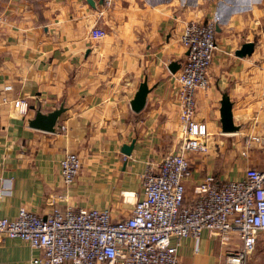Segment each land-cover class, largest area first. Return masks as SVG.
I'll return each instance as SVG.
<instances>
[{
  "label": "crops",
  "instance_id": "0c3cea01",
  "mask_svg": "<svg viewBox=\"0 0 264 264\" xmlns=\"http://www.w3.org/2000/svg\"><path fill=\"white\" fill-rule=\"evenodd\" d=\"M207 19L216 20L217 50L209 84L197 91L196 118L208 135L188 154L185 205L204 176L240 179L246 166L264 165V0H0V218L69 206L129 216L146 171L180 145L177 76L187 54L180 37L187 22ZM94 26L105 35L93 38ZM245 42L253 52L237 55ZM172 62L180 64L176 72ZM143 82L149 92L136 112L131 101ZM224 96L236 131L222 129ZM20 97L29 103L26 116L13 106ZM56 110L54 131L31 125L37 112ZM133 139L126 156L122 146ZM69 152L79 154L81 167L66 185L60 160ZM257 244L250 264H264V231ZM39 254L22 238H0V264H34ZM178 257L183 264H241L226 260V246L210 229L182 237Z\"/></svg>",
  "mask_w": 264,
  "mask_h": 264
},
{
  "label": "built area",
  "instance_id": "2783aa9c",
  "mask_svg": "<svg viewBox=\"0 0 264 264\" xmlns=\"http://www.w3.org/2000/svg\"><path fill=\"white\" fill-rule=\"evenodd\" d=\"M105 6L114 0H103ZM216 20H192L180 37L187 54L177 76L180 145L165 154L157 170L149 168L142 179L143 196L125 218L108 208L54 207L46 216L21 208L17 217L0 218V238L19 237L41 254L34 264H183L178 257L182 237H200L214 231L226 246V260L247 264L264 231V165H248L240 179L216 180L206 175L198 193L185 205V182L192 171L188 154L198 151L208 135L207 124L196 118V95L209 84L208 74L217 50ZM93 38L105 31L91 30ZM13 106L26 116L29 103L20 97ZM253 140L263 141L260 137ZM81 167L78 153L60 160V176L71 184ZM5 188H0V199ZM235 235V237H233Z\"/></svg>",
  "mask_w": 264,
  "mask_h": 264
},
{
  "label": "water",
  "instance_id": "95a60500",
  "mask_svg": "<svg viewBox=\"0 0 264 264\" xmlns=\"http://www.w3.org/2000/svg\"><path fill=\"white\" fill-rule=\"evenodd\" d=\"M253 49L254 44L252 42H245L242 47L237 50L236 54L240 56L251 54L253 52ZM169 68L172 72H176L180 68V64H178L177 62H172ZM148 92L149 88L147 86V83L143 82L137 90L133 100L131 101V107L134 111L139 112L144 107ZM220 112L223 131H236L238 129V126H236L233 122L232 104L228 96H224L222 98ZM60 113L61 110H56L48 114H42L41 112H37V115L31 122V125L33 127L40 128L46 131H54L57 118ZM134 144L135 139H133L130 144H124L122 146L121 152L126 156L131 155L132 150L134 148Z\"/></svg>",
  "mask_w": 264,
  "mask_h": 264
},
{
  "label": "rangeland",
  "instance_id": "374dc122",
  "mask_svg": "<svg viewBox=\"0 0 264 264\" xmlns=\"http://www.w3.org/2000/svg\"><path fill=\"white\" fill-rule=\"evenodd\" d=\"M257 246H258V244H257ZM257 246H256V248H255V250L250 254V256L248 257V261H247V264H250L251 262H252V260H250V259H253V254H254V252L257 250ZM254 260V259H253Z\"/></svg>",
  "mask_w": 264,
  "mask_h": 264
}]
</instances>
